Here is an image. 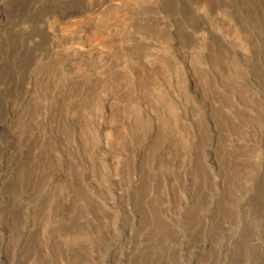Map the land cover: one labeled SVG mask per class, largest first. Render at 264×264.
<instances>
[{"label":"rangeland","instance_id":"rangeland-1","mask_svg":"<svg viewBox=\"0 0 264 264\" xmlns=\"http://www.w3.org/2000/svg\"><path fill=\"white\" fill-rule=\"evenodd\" d=\"M0 14V264H264V0Z\"/></svg>","mask_w":264,"mask_h":264},{"label":"bare ground","instance_id":"bare-ground-1","mask_svg":"<svg viewBox=\"0 0 264 264\" xmlns=\"http://www.w3.org/2000/svg\"><path fill=\"white\" fill-rule=\"evenodd\" d=\"M1 17H2V16H1V14H0V21H1V19H2Z\"/></svg>","mask_w":264,"mask_h":264}]
</instances>
